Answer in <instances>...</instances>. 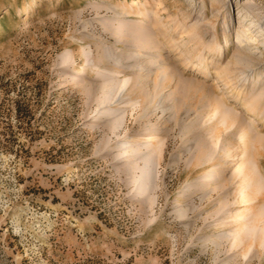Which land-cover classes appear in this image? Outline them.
Instances as JSON below:
<instances>
[{
  "label": "rangeland",
  "instance_id": "374dc122",
  "mask_svg": "<svg viewBox=\"0 0 264 264\" xmlns=\"http://www.w3.org/2000/svg\"><path fill=\"white\" fill-rule=\"evenodd\" d=\"M0 264H264V0H0Z\"/></svg>",
  "mask_w": 264,
  "mask_h": 264
},
{
  "label": "bare ground",
  "instance_id": "6f19581e",
  "mask_svg": "<svg viewBox=\"0 0 264 264\" xmlns=\"http://www.w3.org/2000/svg\"><path fill=\"white\" fill-rule=\"evenodd\" d=\"M81 76V72L79 70L74 71L73 75H71V80H73L74 78L77 80L79 77ZM251 108V107H250ZM247 109L249 111H252L251 109H249V107H247ZM256 112V111H255ZM179 203V202H178Z\"/></svg>",
  "mask_w": 264,
  "mask_h": 264
}]
</instances>
